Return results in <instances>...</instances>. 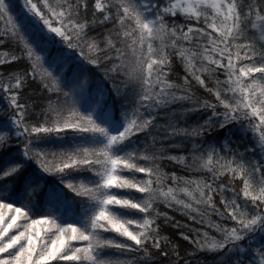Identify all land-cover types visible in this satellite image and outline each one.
<instances>
[{
    "label": "snow or ice",
    "instance_id": "snow-or-ice-1",
    "mask_svg": "<svg viewBox=\"0 0 264 264\" xmlns=\"http://www.w3.org/2000/svg\"><path fill=\"white\" fill-rule=\"evenodd\" d=\"M0 264H264V0H0Z\"/></svg>",
    "mask_w": 264,
    "mask_h": 264
},
{
    "label": "trees",
    "instance_id": "trees-1",
    "mask_svg": "<svg viewBox=\"0 0 264 264\" xmlns=\"http://www.w3.org/2000/svg\"><path fill=\"white\" fill-rule=\"evenodd\" d=\"M179 218V217H178Z\"/></svg>",
    "mask_w": 264,
    "mask_h": 264
}]
</instances>
